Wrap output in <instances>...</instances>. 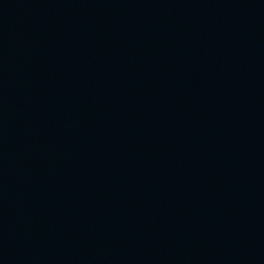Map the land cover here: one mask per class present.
Listing matches in <instances>:
<instances>
[{"label": "water", "instance_id": "water-1", "mask_svg": "<svg viewBox=\"0 0 264 264\" xmlns=\"http://www.w3.org/2000/svg\"><path fill=\"white\" fill-rule=\"evenodd\" d=\"M183 0H0V118L97 48Z\"/></svg>", "mask_w": 264, "mask_h": 264}]
</instances>
